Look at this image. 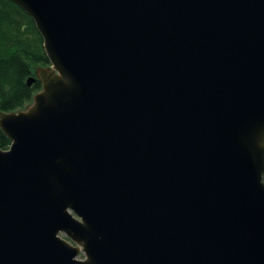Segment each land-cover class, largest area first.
<instances>
[{"label": "water", "instance_id": "obj_1", "mask_svg": "<svg viewBox=\"0 0 264 264\" xmlns=\"http://www.w3.org/2000/svg\"><path fill=\"white\" fill-rule=\"evenodd\" d=\"M9 1L51 66L0 112V264H264V0Z\"/></svg>", "mask_w": 264, "mask_h": 264}, {"label": "trees", "instance_id": "obj_2", "mask_svg": "<svg viewBox=\"0 0 264 264\" xmlns=\"http://www.w3.org/2000/svg\"><path fill=\"white\" fill-rule=\"evenodd\" d=\"M50 66L33 20L11 1L0 0V112L25 111L42 89L35 70ZM9 146L0 131V149Z\"/></svg>", "mask_w": 264, "mask_h": 264}, {"label": "rangeland", "instance_id": "obj_3", "mask_svg": "<svg viewBox=\"0 0 264 264\" xmlns=\"http://www.w3.org/2000/svg\"><path fill=\"white\" fill-rule=\"evenodd\" d=\"M37 70V69H36ZM36 70H35V73H36ZM36 75V74H35ZM77 259L79 260H83L84 259V255L82 253L79 254V256L77 257Z\"/></svg>", "mask_w": 264, "mask_h": 264}]
</instances>
